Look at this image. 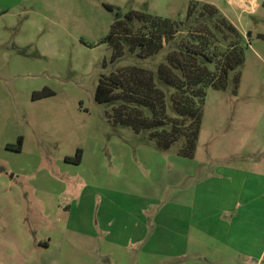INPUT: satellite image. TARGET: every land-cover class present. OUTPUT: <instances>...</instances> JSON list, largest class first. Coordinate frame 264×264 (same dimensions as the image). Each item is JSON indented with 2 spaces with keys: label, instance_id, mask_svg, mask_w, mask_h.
Wrapping results in <instances>:
<instances>
[{
  "label": "rangeland",
  "instance_id": "obj_1",
  "mask_svg": "<svg viewBox=\"0 0 264 264\" xmlns=\"http://www.w3.org/2000/svg\"><path fill=\"white\" fill-rule=\"evenodd\" d=\"M234 1L0 0V264H237L259 257L264 0ZM191 2L216 6L248 47L226 88L206 89L194 156L182 158L178 142L159 149L147 131L113 125L105 116L110 104L96 102L94 91L113 65L154 69L164 60L161 51L111 64L112 47L102 39L114 20L130 10L182 20ZM43 88L52 94L35 98ZM249 240L251 248L239 246Z\"/></svg>",
  "mask_w": 264,
  "mask_h": 264
},
{
  "label": "trees",
  "instance_id": "obj_2",
  "mask_svg": "<svg viewBox=\"0 0 264 264\" xmlns=\"http://www.w3.org/2000/svg\"><path fill=\"white\" fill-rule=\"evenodd\" d=\"M104 7L113 10L110 4ZM102 42L112 47L111 64L128 57L145 60L164 51V60L154 69L113 65L98 78L94 100L110 104L105 116L113 125L147 131L159 149L178 142L177 155L192 158L206 89H225L229 72L243 63L248 44L241 31L213 4L191 2L182 20L130 10L113 21ZM49 94L46 88L33 92L35 98ZM21 143L19 137L14 150L19 151ZM74 160L79 163L80 155Z\"/></svg>",
  "mask_w": 264,
  "mask_h": 264
},
{
  "label": "crops",
  "instance_id": "obj_3",
  "mask_svg": "<svg viewBox=\"0 0 264 264\" xmlns=\"http://www.w3.org/2000/svg\"><path fill=\"white\" fill-rule=\"evenodd\" d=\"M254 4H255V7H257L256 2H254ZM61 206L64 207V210H63L64 212L69 211V204L68 203L66 205H64V203H63V204H61ZM48 238H49V241L47 243H45L46 245L49 244V242L51 241V237H48ZM248 242H249L248 246H244V244H241V243L239 246L242 248H251L252 246L255 245V241L252 242V240H249ZM240 253L245 255V256H250L249 251H245L243 249L241 250ZM262 263L264 264V243L262 245V249L260 251L259 257L255 256L252 258H248L246 260L240 261V263H237V264H262Z\"/></svg>",
  "mask_w": 264,
  "mask_h": 264
},
{
  "label": "bare ground",
  "instance_id": "obj_4",
  "mask_svg": "<svg viewBox=\"0 0 264 264\" xmlns=\"http://www.w3.org/2000/svg\"><path fill=\"white\" fill-rule=\"evenodd\" d=\"M234 2L239 4V5L247 6V4L245 2H252L253 3V0H235Z\"/></svg>",
  "mask_w": 264,
  "mask_h": 264
}]
</instances>
